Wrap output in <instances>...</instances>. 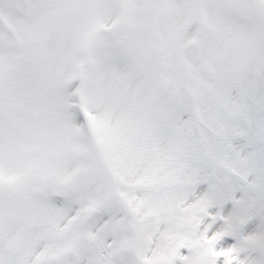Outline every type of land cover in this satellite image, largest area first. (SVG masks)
<instances>
[{"label":"snow or ice","instance_id":"snow-or-ice-1","mask_svg":"<svg viewBox=\"0 0 264 264\" xmlns=\"http://www.w3.org/2000/svg\"><path fill=\"white\" fill-rule=\"evenodd\" d=\"M0 264H264V0H0Z\"/></svg>","mask_w":264,"mask_h":264}]
</instances>
